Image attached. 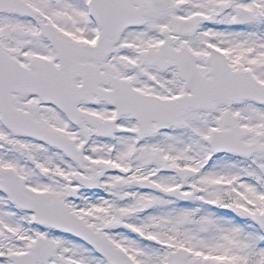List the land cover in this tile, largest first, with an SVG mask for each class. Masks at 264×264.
Wrapping results in <instances>:
<instances>
[{"label":"snow or ice","instance_id":"obj_1","mask_svg":"<svg viewBox=\"0 0 264 264\" xmlns=\"http://www.w3.org/2000/svg\"><path fill=\"white\" fill-rule=\"evenodd\" d=\"M0 264H264V0H0Z\"/></svg>","mask_w":264,"mask_h":264}]
</instances>
